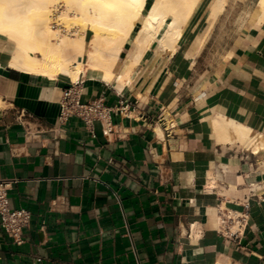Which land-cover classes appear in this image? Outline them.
Returning a JSON list of instances; mask_svg holds the SVG:
<instances>
[{
    "label": "crops",
    "instance_id": "obj_1",
    "mask_svg": "<svg viewBox=\"0 0 264 264\" xmlns=\"http://www.w3.org/2000/svg\"><path fill=\"white\" fill-rule=\"evenodd\" d=\"M203 1L176 51L154 42L123 87L81 75L83 103H128L109 136L100 120L61 124L72 81L10 66L0 37V178L15 179L9 205L32 213L23 244L0 224V264H264V181L236 186L258 156L264 177V151L215 126L223 115L264 137L263 12L256 0L236 20L227 1L205 39ZM223 204L246 215L238 233L220 226Z\"/></svg>",
    "mask_w": 264,
    "mask_h": 264
},
{
    "label": "bare ground",
    "instance_id": "obj_2",
    "mask_svg": "<svg viewBox=\"0 0 264 264\" xmlns=\"http://www.w3.org/2000/svg\"><path fill=\"white\" fill-rule=\"evenodd\" d=\"M201 1L0 0V37L12 44L8 61L12 67L51 78L63 75L72 82L91 72L123 87L154 42L163 53L176 51L184 39L183 29ZM227 1L211 0L205 14L209 27L204 29L203 38ZM258 4L264 18V0ZM55 13L64 31L53 26ZM131 43L135 48L125 60L122 52ZM215 126L220 140L238 141L256 153L264 151V137L250 127L223 115ZM221 209L219 224L223 227L228 223L224 216L235 218L238 213L227 212L225 204Z\"/></svg>",
    "mask_w": 264,
    "mask_h": 264
},
{
    "label": "built area",
    "instance_id": "obj_3",
    "mask_svg": "<svg viewBox=\"0 0 264 264\" xmlns=\"http://www.w3.org/2000/svg\"><path fill=\"white\" fill-rule=\"evenodd\" d=\"M53 17V26L64 31L65 27L57 21L56 13ZM83 83L84 80L79 79L77 82H71L63 90L58 119L61 124H66L72 116L76 115L83 119L87 127H92L94 121L100 120L103 123L104 134L109 136L113 132L111 113L127 112L128 103L121 100L118 105L109 106L105 103L104 98L83 103L81 101ZM14 181L15 179L0 178V224L17 244H23L27 240L26 230L30 225L32 213L27 208H14L9 205L8 190ZM227 221V225L223 226L227 233H238L240 227L246 223V215L238 214L235 218H228ZM231 224H233L232 227ZM234 226L236 229L233 231Z\"/></svg>",
    "mask_w": 264,
    "mask_h": 264
},
{
    "label": "rangeland",
    "instance_id": "obj_4",
    "mask_svg": "<svg viewBox=\"0 0 264 264\" xmlns=\"http://www.w3.org/2000/svg\"><path fill=\"white\" fill-rule=\"evenodd\" d=\"M22 1L25 3L31 2V0H22ZM228 1H230V3H232V5H234V7H235L234 8L235 9L234 17L236 20H237V18L240 17V15H242L241 14V10H243L242 8H245V13L248 14V13H250L251 10H253L256 7V3H257L256 0L255 1L253 0V2H249L246 0H228ZM234 1H238V2L233 4ZM242 1H246V2L242 3ZM203 2H205V0ZM29 14L31 15V12ZM155 45H157V44L156 43L153 44V47ZM262 160H263V157H260V156H258V160L257 159H251L253 166H251L250 168L253 167V171L249 170L248 167H246L244 169L242 168L243 170H240L239 174L249 173V175L248 176L244 175L243 177H239L236 181L237 187H239V188H241V187L251 188V185H250L251 183H259L260 181H264V177L262 176L260 170L258 169ZM247 190H249V189H247Z\"/></svg>",
    "mask_w": 264,
    "mask_h": 264
}]
</instances>
